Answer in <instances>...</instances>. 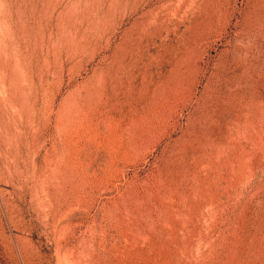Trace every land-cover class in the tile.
Wrapping results in <instances>:
<instances>
[{
	"label": "rangeland",
	"instance_id": "1",
	"mask_svg": "<svg viewBox=\"0 0 264 264\" xmlns=\"http://www.w3.org/2000/svg\"><path fill=\"white\" fill-rule=\"evenodd\" d=\"M0 264H264V0H0Z\"/></svg>",
	"mask_w": 264,
	"mask_h": 264
}]
</instances>
